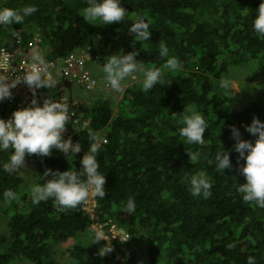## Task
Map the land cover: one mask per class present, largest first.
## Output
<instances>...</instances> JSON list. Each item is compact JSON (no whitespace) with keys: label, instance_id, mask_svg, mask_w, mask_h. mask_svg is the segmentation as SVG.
<instances>
[{"label":"trees","instance_id":"1","mask_svg":"<svg viewBox=\"0 0 264 264\" xmlns=\"http://www.w3.org/2000/svg\"><path fill=\"white\" fill-rule=\"evenodd\" d=\"M121 3L128 11L125 20L98 26L88 25L79 15L86 0H0V7L35 4L38 9L22 24L0 26V48L15 44L25 50V40L40 35L46 58L86 49L103 61L112 53L137 51L140 63L161 67L164 59L158 51L164 43L169 56L180 62L176 71H163L165 85L144 92L132 83L116 108L112 98L109 103H94L87 129L72 136L82 146L72 161L77 169L88 151L89 134L98 131L106 137L97 154L106 195L94 197V217L81 205L59 212L51 200L32 203L30 187L37 174L71 166L72 158L68 161L56 149L47 157H25L31 168L29 188L19 172L0 170V194L6 189L16 194L11 200L0 195L8 215L6 229L0 232V264H246L250 255L256 257V264H264V208L244 202L237 192V185L244 182L239 171L244 161L238 162L231 134L235 126L242 139L254 142L245 126L253 117L264 121V101L248 102L243 94L232 95L218 86L236 65L254 68L264 81V37L257 36L251 24L260 0ZM140 17L151 22L150 41L133 42L135 36L128 29ZM58 82L64 88L63 76ZM53 92L37 93L36 99L53 98ZM183 109H195L206 119L203 145L188 144L179 135L183 125L177 115ZM3 110H7L5 101L0 102V115ZM222 148L230 153L233 165L225 173L215 168V154ZM10 152L0 151V162ZM197 171L213 181L207 198L188 191L184 178ZM129 196L136 204L132 213L124 210ZM111 222L128 239H110L112 252L100 257L98 249L106 241L89 244L93 230H98L90 224L110 235ZM79 237L86 241H71Z\"/></svg>","mask_w":264,"mask_h":264},{"label":"clouds","instance_id":"2","mask_svg":"<svg viewBox=\"0 0 264 264\" xmlns=\"http://www.w3.org/2000/svg\"><path fill=\"white\" fill-rule=\"evenodd\" d=\"M37 10L35 4H25L19 8L0 7V26L22 24L26 17L36 13ZM127 12L122 6L121 0H86V5L80 10L79 15L88 25L105 26L113 23L121 24L125 20ZM251 18L253 32L259 37H264V0H260L256 15ZM150 25L151 22L143 17L133 22L128 29L135 36L133 42L150 41L152 30ZM33 37H37L39 41L34 47L29 48L26 42ZM31 38H27L24 45V52L28 53V58L33 53L30 70L20 76L14 75L12 80L0 81V102L12 96L10 90L18 83H24L25 88H29L26 89V96L32 97L27 106L14 110L10 118H8L11 114L8 107L0 115V150H11L8 159L0 162V170L8 173L17 171L26 166V156L47 157L52 154L53 149H56L68 161L69 157L72 158L71 166L64 171L46 168L42 175L37 174L35 182L30 187L32 203L38 204L51 200L59 212L75 209L81 205L82 211L92 218L96 208L94 197L103 199L106 195V177L99 171L100 164L97 158L101 146L95 136V134L102 133L95 131L93 134H89V148L83 154L78 169L72 165V161L75 155L81 152L82 146L73 140L72 136L78 131L87 129L91 108L96 103V99L102 97L108 103L111 101L108 100L112 97L104 93L106 89L110 88L114 92L121 93L124 91L125 81H135L144 92H149L156 85H165L162 84L163 71H176L180 62L175 56H169V49L164 43L160 44L158 51L159 57L164 59L161 67H151L140 63V59H137V51L125 52L123 50L122 53H112L102 61L96 55L91 57L86 49L73 50L71 52H76L85 58L88 55V59L84 63V70H87L86 66L89 61L96 64L92 71L87 70L95 83L91 84L90 88H85L77 86L67 76L69 80L63 77L61 83L64 86L66 83L75 85L88 94L90 92L93 102L86 103L75 97L66 98L60 94L66 90L58 82V78L65 76L62 71L57 69L52 74H48L49 76L47 75L48 61L55 60L60 64L66 56L46 59L39 54L43 52L41 36L34 35ZM99 38L96 36L94 39L98 40ZM11 45L14 44L7 46ZM96 69L101 73L103 80L96 75ZM240 71V69L234 68L227 76L219 80L218 86L230 90L233 95L235 77L240 74ZM44 89H53V98L48 95L42 102H39L36 99V94L44 93L42 92ZM237 93L238 91L234 94ZM88 98L89 95L86 99ZM177 116L180 117L183 125L178 129L179 135L188 144L203 145L205 143L203 134L208 128L204 116L195 109L188 112L183 109V112ZM245 130L255 137L254 142L242 139L239 129L231 126V134L235 140L233 151L239 154L238 162L240 159L244 161L239 169L240 174L244 177V182L237 185V192L241 194L244 202L254 203L255 206L264 208V121L253 117L252 122L245 126ZM190 159L195 160L196 157L191 156ZM232 167L230 153L222 148L215 154V168L217 171L225 173L226 169ZM184 179L192 196L207 198L212 194L213 181L204 171L187 174ZM0 195L6 200H11L15 198L16 194L11 189H6ZM135 208V201L133 197L129 196L124 204V210L132 213ZM112 225L118 233H125L122 229L117 228L114 222H111L110 226ZM96 226L95 223L90 224L91 228H96ZM93 232L94 235L89 244L99 243L101 240L107 242L98 249V255L104 257L111 253L113 249L106 233L102 230H93ZM119 264H136V262L123 261ZM246 264H256V257L248 256Z\"/></svg>","mask_w":264,"mask_h":264},{"label":"built area","instance_id":"3","mask_svg":"<svg viewBox=\"0 0 264 264\" xmlns=\"http://www.w3.org/2000/svg\"><path fill=\"white\" fill-rule=\"evenodd\" d=\"M38 41L39 39H37V37H33L27 40L26 45L29 48L34 47ZM24 51L25 50L16 46L15 44L11 46H2L0 48V81L12 80L14 75L20 76L24 72L30 70L31 59L28 58V53ZM86 59H88V55H86L85 58L76 52H71L60 64L58 61L49 60L47 75H50L54 70L59 69L65 75L63 76L64 78L68 79L67 77H69V79L76 83L77 86L90 88L91 84L93 85L95 83V80L90 76L86 69H83ZM25 86L26 85L24 83H18L10 90L12 92V96L8 99H5L7 107L9 108V113H11L8 118L11 117L14 110L25 107L20 103V98L24 95H22V93L25 89ZM95 136L97 142L100 145L106 142V137L104 135L95 134ZM96 228L103 231L100 226H96ZM108 230L110 231V235H106L109 240L116 237H118L120 240L127 239V233H118V231L114 229L113 225L110 226Z\"/></svg>","mask_w":264,"mask_h":264},{"label":"rangeland","instance_id":"4","mask_svg":"<svg viewBox=\"0 0 264 264\" xmlns=\"http://www.w3.org/2000/svg\"><path fill=\"white\" fill-rule=\"evenodd\" d=\"M42 49H44V47H42ZM234 68H238L241 71H240V74L235 77V82L233 85L235 90H233V93H236L238 91V93L243 94V96H245V98H247V99L250 98L248 100V102L251 100H263L264 101V81H263L261 76L253 73L252 70H254V68H252V67L247 68L246 65H236V66H232L230 68L229 72H231ZM248 69H250V70H248ZM258 80H259V87L257 84ZM127 82H130V81H127ZM132 83H136V82L131 81L128 84L131 85ZM237 85H238V87H237ZM239 86H240V88H239ZM70 92H71V94L73 92L75 95L80 96L79 98H84V100H81V102H86V103L93 102V97L90 94V92L88 94V92H86L80 88H77L75 85H72ZM104 93H106L107 96L112 97L114 107L116 108L118 101L121 99L122 92L117 93V92L112 91L110 88H108L105 90ZM88 95H89V98L85 99L88 97ZM108 101H110V99ZM110 102H112V101H110ZM0 151H4V150H0ZM25 164H26V166L22 167L21 169H19L17 171H14V173L19 172L18 173L19 176L26 178L27 180L24 182V185H26V187L29 188V186L26 184V182L32 179V177L30 178L31 168H30V166H28L26 161H25ZM6 210L7 209H6L5 203L0 201V232L1 233L6 229V220L8 219V215L5 214ZM75 240L76 241L77 240L86 241V240L82 239L81 237H79L78 239L77 238L71 239V241H75Z\"/></svg>","mask_w":264,"mask_h":264},{"label":"crops","instance_id":"5","mask_svg":"<svg viewBox=\"0 0 264 264\" xmlns=\"http://www.w3.org/2000/svg\"><path fill=\"white\" fill-rule=\"evenodd\" d=\"M11 36H13V34H11ZM33 54V53H32ZM32 54L30 55V59H31V57H32ZM39 54H41L42 56H44L45 58H46V56L44 55V53L43 52H40ZM46 59H48V58H46ZM96 64L95 63H93V61H89L88 62V64H87V66H86V68H87V70H89V71H92V69L94 68V66H95ZM98 67H99V65H98ZM96 71H97V76L101 79V80H103L102 79V76H101V73L99 72V70L98 69H96ZM131 82V81H130ZM130 82H127V81H125L124 82V89L127 87V85L129 86V84L128 83H130ZM64 86V85H63ZM72 88V84L71 85H69L68 83H66L65 84V86H64V89H66V90H64V91H62L60 94L62 95V96H64V97H66V98H72V97H75L76 99H79V100H84V98H79L80 96H78V95H75L73 92H72V94H71V92H70V89ZM26 89H29L28 87L27 88H25L24 90H23V93H22V97L20 98V103L23 105V106H27L28 104H29V102H30V100H31V96L30 95H25V93H26ZM51 90V89H50ZM50 90H47V89H44L42 92H44L45 94H47ZM83 90V89H82ZM85 91V90H84ZM86 99V98H85ZM106 99L105 98H102V97H100L99 99H96V102H99V103H101V102H103V101H105Z\"/></svg>","mask_w":264,"mask_h":264}]
</instances>
